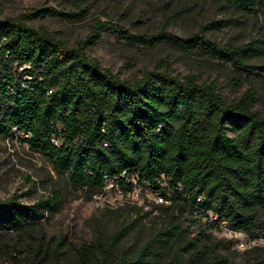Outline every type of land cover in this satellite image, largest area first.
Listing matches in <instances>:
<instances>
[{
	"label": "trees",
	"instance_id": "obj_1",
	"mask_svg": "<svg viewBox=\"0 0 264 264\" xmlns=\"http://www.w3.org/2000/svg\"><path fill=\"white\" fill-rule=\"evenodd\" d=\"M211 1L264 20V0ZM85 3L77 0L76 11L30 8L0 18V139L12 137L14 129L28 135L22 142L29 150L89 198L109 181L131 191L137 178L162 201L179 206L168 217L169 239L186 215L217 227L225 222L250 238L264 233V114L256 109L257 92L249 89L228 101L214 84L201 82L197 74H174L163 62L131 82L87 53L104 33L142 47L165 43L185 56L230 65L237 73L231 84L240 86L254 71L264 73V65L251 63L264 55V42L222 47L199 33L137 34L118 22L95 19L85 38L70 46L28 23L48 16L81 22L90 9ZM222 26L212 22L203 29ZM60 198L53 190L33 204L18 195L0 200V237L46 221ZM160 234L136 261L117 264H141Z\"/></svg>",
	"mask_w": 264,
	"mask_h": 264
},
{
	"label": "rangeland",
	"instance_id": "obj_2",
	"mask_svg": "<svg viewBox=\"0 0 264 264\" xmlns=\"http://www.w3.org/2000/svg\"><path fill=\"white\" fill-rule=\"evenodd\" d=\"M77 0H0V18L17 17L30 8L53 7L76 11ZM86 18L69 23L55 17L29 20L70 46L85 38L95 19L118 22L132 33L153 34L161 30L178 36L199 33L222 47L264 42L261 14L243 13L224 2L211 0H86ZM223 23L219 30L203 29ZM90 57L110 68L122 79L135 81L145 70L163 62L182 77L197 74L203 83L214 84L228 101L237 100L249 89L257 92L256 109L264 114V73L254 71L240 86L231 84L237 73L230 65L185 56L176 48L159 43L151 47L128 44L110 33L87 48ZM252 64L264 65V55ZM236 81V80H233ZM29 137L14 129L12 137L0 139V200L14 195L33 204L61 193L48 219L26 233L0 237V264H117L134 262L143 247L150 257L141 264H264V233L250 238L241 232L198 222L186 215L169 239L168 217L179 207L162 201L153 188L132 179V190L109 181L102 193L89 198L71 189L44 157L29 150ZM173 226V225H172ZM162 229V230H161ZM31 251L33 253H31ZM60 255L59 260L54 255Z\"/></svg>",
	"mask_w": 264,
	"mask_h": 264
},
{
	"label": "built area",
	"instance_id": "obj_3",
	"mask_svg": "<svg viewBox=\"0 0 264 264\" xmlns=\"http://www.w3.org/2000/svg\"><path fill=\"white\" fill-rule=\"evenodd\" d=\"M53 141L55 142V144H58V141H55V140ZM198 200L200 201L201 198H199ZM207 214H208V218L210 219V221H215L217 219V217L211 211H208ZM221 227L227 228L226 223L225 222L221 223Z\"/></svg>",
	"mask_w": 264,
	"mask_h": 264
}]
</instances>
